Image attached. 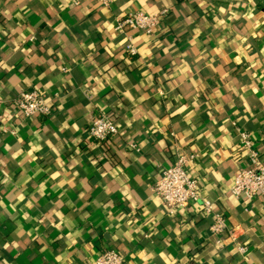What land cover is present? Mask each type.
Listing matches in <instances>:
<instances>
[{
	"label": "crops",
	"instance_id": "obj_1",
	"mask_svg": "<svg viewBox=\"0 0 264 264\" xmlns=\"http://www.w3.org/2000/svg\"><path fill=\"white\" fill-rule=\"evenodd\" d=\"M166 11L137 54L114 21ZM37 91L48 117L15 107ZM0 264H264V195L229 194L245 163L264 165V0H0ZM98 114L118 127L104 142ZM177 152L202 201L235 239L209 234L201 205L169 215L151 187ZM239 248L244 249L240 252Z\"/></svg>",
	"mask_w": 264,
	"mask_h": 264
},
{
	"label": "built area",
	"instance_id": "obj_2",
	"mask_svg": "<svg viewBox=\"0 0 264 264\" xmlns=\"http://www.w3.org/2000/svg\"><path fill=\"white\" fill-rule=\"evenodd\" d=\"M98 2L102 7L109 8L116 0H98ZM165 15L166 11L152 15L132 11L115 19L114 31L126 38L125 51L128 56L134 57L137 54L132 43V34L140 32L152 36ZM14 103L24 119L35 116L46 118L51 113V107L37 91L21 93ZM3 110L4 104L0 99V125L3 123ZM117 132L116 123L104 114L95 116L87 129L89 138L95 142L107 141ZM238 134L239 147L245 154V163L236 171L229 194L235 199L251 200L264 195V165L254 148L252 135L240 131ZM193 161V156L177 152L173 163L161 170L159 178L151 187V192L161 201L169 215L200 204L203 213L211 218L209 234L216 239V244L221 246L223 241L220 237L226 234L227 239L233 241L235 231L228 230L226 218L214 210L212 203L201 200L199 184L189 175ZM239 251L244 252V249L239 248ZM89 264H126V261L115 250L109 249L101 252Z\"/></svg>",
	"mask_w": 264,
	"mask_h": 264
}]
</instances>
